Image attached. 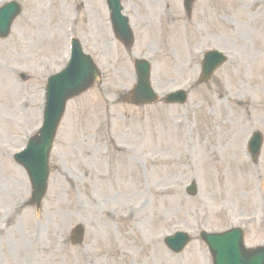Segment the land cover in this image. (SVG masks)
Returning <instances> with one entry per match:
<instances>
[{
	"label": "rangeland",
	"instance_id": "1",
	"mask_svg": "<svg viewBox=\"0 0 264 264\" xmlns=\"http://www.w3.org/2000/svg\"><path fill=\"white\" fill-rule=\"evenodd\" d=\"M54 1V8L48 12L44 10L45 0H22L20 20L15 21L9 37L0 40V111H4L0 114L7 117L6 127L0 119L2 137L6 134L11 139V135L35 124L36 107L31 113V101L22 109L17 101L24 96L30 99L31 93L38 102L36 61L57 58L64 51V24L72 16L68 7L77 0ZM125 1L130 5L138 2ZM88 2L96 10H90L92 24L81 23L79 16L76 36L82 38L83 45L88 44L86 51L97 61L102 71L100 83L67 105L50 155L51 177L42 207L37 218L31 207L20 206L16 220L14 216L7 219L8 231L15 228L17 241L13 250L8 237L2 241L0 264H210L205 245L196 237L185 251L173 254L160 243L158 235L176 228L217 231L235 217L255 212L257 185L264 197V142L256 164L243 158L240 144L247 131H264V1L251 6L248 0H216L214 45L227 51L228 61L210 82L190 87L186 104L177 107H135L118 100L134 80L132 55L150 60L151 83L160 91L185 80L179 75L180 68L173 67L177 50L169 51L171 59L163 54L164 36L169 35L173 45L183 40L180 43L175 25L166 31L161 1L158 14L153 12L150 22L143 25L132 17V25L141 30L136 33L132 55L123 50L116 53L114 43L108 42L110 27L105 19L101 21L97 0ZM56 10L63 14L55 17ZM95 43L102 45L98 46L102 59L97 57L100 51ZM17 65L24 66L29 74V80L22 84L23 98L15 83ZM187 73L190 75L189 70ZM24 111L30 118H25ZM103 132L132 144L133 150L112 153L109 175L97 184L95 172L90 181L83 179L82 170L88 161L81 160L87 149L97 151L96 142L104 140ZM84 136L87 143L81 148L79 139ZM73 146L80 153L79 163L67 162L66 156L60 159L59 152ZM102 169H106L104 163ZM4 171L10 174L9 169ZM216 173L220 174L218 183ZM191 179L197 185L195 197H189L183 188ZM131 186L134 194L130 203L137 206L140 199L144 203L128 219L124 194ZM25 195L23 192L19 197ZM77 223L85 227V240L81 246H71L68 230ZM33 225L37 237L27 238ZM246 229V245L264 242V221H253Z\"/></svg>",
	"mask_w": 264,
	"mask_h": 264
}]
</instances>
